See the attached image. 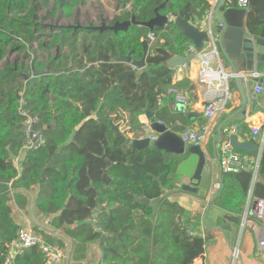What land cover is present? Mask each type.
<instances>
[{
  "label": "trees",
  "instance_id": "obj_1",
  "mask_svg": "<svg viewBox=\"0 0 264 264\" xmlns=\"http://www.w3.org/2000/svg\"><path fill=\"white\" fill-rule=\"evenodd\" d=\"M50 1L0 0V57L6 56L7 46L16 38V45L25 46L21 38L30 40L36 30L42 29L37 22V10L48 6ZM82 1L54 0V5H60L70 14ZM125 1L131 3L132 9L121 21L133 15L139 21H149L158 9L168 18L181 16L202 27L211 8L208 0ZM248 1L251 10L247 27L254 35L264 38V0ZM235 4L238 0H232V5ZM54 10L55 7L50 13ZM72 31V27L62 29L67 35ZM150 34L154 35V42ZM54 39L61 40L59 35ZM192 44L174 19L154 28L134 24L128 30L100 31L86 52L93 63L86 74L82 76L79 72L66 79L63 75L51 82V89L65 91V96L72 94L73 98L70 103L55 100L53 107L63 110L56 119L47 117L51 116V108L45 79H38L32 87V79L24 75L31 76V66L7 63L0 69V264L8 256L10 244L21 227L13 216L11 201L15 199L20 207L26 208L36 185L39 187L36 205L44 214H56L52 226L78 240L76 259H84L88 244L103 235L120 240L121 247L105 248L116 257V250L129 254L132 246L138 254L136 260L135 255L130 258L133 264H194L203 255L209 238L190 233L197 222L192 221L189 210L165 197L154 216L153 208L143 202L144 197L154 199L176 189L175 174L183 156L153 147L136 149L129 144L128 135L119 130L120 122L125 120L130 126L127 133L144 136L146 124L134 116L135 111L144 112L143 109L156 112L168 125L175 120L158 108L160 95L168 86L171 85L168 90L173 87L172 68L165 62L174 54H185ZM128 54L133 59L144 60L146 67L139 71V76L120 78L131 68L127 63L116 62L114 57ZM69 58L65 54L50 58V65L64 68L69 65ZM34 65L44 67L37 60ZM24 106L39 116L36 129L45 136L44 144L36 149L23 148L27 119L22 110ZM123 112L128 113V122ZM114 114L118 116L113 117ZM18 156L21 157L19 166L15 162ZM55 156V165L49 167ZM106 173L111 177L109 184L104 179ZM259 176L260 180L253 182L254 169L250 167L223 172L221 187L213 202L240 216L250 192L255 199H264V152ZM100 206L105 209L96 211ZM95 212L97 215L92 220ZM125 228L120 238L119 233ZM34 230L43 232L48 243L66 247L64 239L53 237L39 226ZM48 262L39 245L23 249L14 260V264Z\"/></svg>",
  "mask_w": 264,
  "mask_h": 264
},
{
  "label": "crops",
  "instance_id": "obj_2",
  "mask_svg": "<svg viewBox=\"0 0 264 264\" xmlns=\"http://www.w3.org/2000/svg\"><path fill=\"white\" fill-rule=\"evenodd\" d=\"M211 18L214 25L219 23L215 14ZM204 22L202 23V28L206 29L209 25L208 18ZM187 53L189 52L185 54ZM211 64L213 67L221 65L226 75H229L228 79L224 81L223 87H228L232 95V98L227 101L224 109L219 113L208 139L202 145L206 151L210 153L216 152V156L212 157L209 172L201 182L198 192L178 190L174 194L169 195L168 198L170 201L177 202L180 206L191 212L193 217L192 221L197 222L193 231L194 234L209 238L203 255L196 258L194 264H264V246L261 245V242L264 241V221L256 219L251 214L246 219L244 218V214L250 212L255 206V197L252 192H250L244 205V211L240 216L220 208L213 202L221 187L220 147L226 141V135L221 130L226 126L234 125L237 127V132L234 134L238 135L240 142L254 141L256 144L264 145V91L258 97H253V88L258 82H254L251 88H247L250 77L246 76L244 83L249 102L246 106L243 105L238 83L230 75L231 69L229 66H223L220 55L211 59ZM199 68V56H196L189 64L177 66L174 71L172 69L173 79L171 84L187 96L188 103H179L174 99V95L168 90L171 85L166 88L159 98L158 108L166 115L175 118L169 124V127L180 135L185 128L194 127L206 121L204 105L207 99L219 93V89L215 84L208 85L198 80ZM253 75H258L261 78L264 77V62L256 69ZM244 106L245 109L242 110ZM237 114H244L245 116L240 118ZM134 116L146 124L147 134V130L149 131L147 129L149 119L146 114L138 110L134 112ZM124 117L128 122V116L124 115ZM122 122L125 123V120H122ZM254 125L260 127V134L258 136L254 135L252 129ZM125 126L126 128L130 127L126 124ZM148 133L151 136L153 135L151 131ZM128 136L134 137V134L132 132L129 134L128 132ZM263 152L264 146L261 156L258 151L250 155L254 164V168H252L254 169L253 182L260 180L259 166ZM104 179L107 184L111 182V177L108 173L105 174ZM176 185H180L179 181L176 182ZM38 188L36 185L32 190V196L29 195L31 200L26 208L20 207L15 199L11 201L13 216L20 225L21 223H25L33 228L38 226L32 219L33 209L36 217L40 221L52 226L51 221L56 214H44L36 205ZM104 209V206H100V209L96 211L100 212ZM96 215L95 212L92 220ZM231 216L236 217V219L229 218ZM125 231L126 228L120 234H123ZM71 238L73 240L72 247H70L69 242L65 239L66 247H60L65 254L64 258L59 261H49L48 264H133L130 258L134 255L135 260L138 258V254L133 251L132 246H129V254H122L116 250L118 257L112 254L109 257L105 251L107 247L104 246L107 237L104 241L99 239L90 242L87 246L84 259L79 260L74 257L78 240L73 237ZM235 251L237 252L236 254Z\"/></svg>",
  "mask_w": 264,
  "mask_h": 264
},
{
  "label": "water",
  "instance_id": "obj_3",
  "mask_svg": "<svg viewBox=\"0 0 264 264\" xmlns=\"http://www.w3.org/2000/svg\"><path fill=\"white\" fill-rule=\"evenodd\" d=\"M165 4L166 3L162 6H165ZM250 10L251 8H245L239 6V4L232 5V0H220L214 11L219 23L214 25L211 21L210 24V27L213 30V40L218 53L221 56L222 64L223 66L228 65L231 69V76L234 77L238 83L243 105L245 106L249 102V98L246 92L244 78L246 76L250 77L247 83V88H251L256 81L260 85H264V77L261 78L258 75H253V73L256 72V69L264 62V38L256 36L249 31L247 27V16ZM168 20V16L161 14L157 9L156 16L149 21H139L136 16L133 15L130 19L117 21L114 25L104 28L114 31L128 30L130 26L134 24L154 28L156 25L165 24ZM174 20L175 23L183 29L185 36L192 41L195 49L185 55L174 54L169 57L165 64L172 68L173 71L177 66L189 64L198 53L203 51L206 43L210 41L208 29H203L193 21L186 20L181 16H175ZM114 60L116 62H124L130 65L135 64L137 66V68L132 67V69L122 73L120 78L128 75L139 76L138 72L146 67L144 60L133 59L131 54L116 56L114 57ZM87 62H89V59H87ZM24 75L26 79H29L27 74ZM137 80L139 82L140 78L138 77ZM245 106L242 110L245 109ZM23 108H25V106ZM138 108L139 107L137 106L136 109ZM143 111L149 119L147 127L149 131L147 130V134L142 137L128 136L127 140L129 144L136 149L153 147L163 150L166 153L185 156L178 164L175 174L176 181H179L180 183V185L177 186V189L167 191L164 195L158 198L143 199L145 204L150 205L153 208V214L156 215L163 198L174 194L178 190L198 192L201 182L209 172V167L212 164V157L216 156V152L210 153L209 151H206L202 145L186 143L179 133L173 131L167 123L156 116V112L149 109H143ZM237 116L243 118L245 115L237 114ZM150 131L153 133L152 136L148 133ZM230 142L232 147L237 151L246 153H254L258 151L260 156L264 146L263 144H256L254 141L240 142L237 134L230 135ZM56 160L57 156L54 157L48 166H54ZM98 209H100V207L96 208V210ZM229 218L236 219V217L232 216ZM32 219L38 224V226L65 239L69 242L70 247L73 246V240L71 237L40 221L36 217L33 209ZM121 235L122 234L119 233V237H121ZM106 238L107 235H103L101 241H104Z\"/></svg>",
  "mask_w": 264,
  "mask_h": 264
},
{
  "label": "built area",
  "instance_id": "obj_4",
  "mask_svg": "<svg viewBox=\"0 0 264 264\" xmlns=\"http://www.w3.org/2000/svg\"><path fill=\"white\" fill-rule=\"evenodd\" d=\"M211 4V8L209 11L208 22L209 25L206 29H208L210 35V41H208L202 52L198 53L200 61V68L198 74V80L201 83H206L208 85L215 84L219 93L207 99L204 105V116L206 121L200 125L194 127L185 128L181 137L186 143L203 145L208 139L212 127L219 115V113L224 109L225 104L229 99L232 98L231 92L228 87H223L224 81L228 79V76L224 72V69L220 66L213 67L211 64V59L218 57L219 53L217 47L213 40V30L210 27L211 17L214 14L215 8L220 0H208ZM248 0H238L239 6L248 8ZM169 19L173 20L174 17H169ZM205 23V22H204ZM150 38L152 42H154V35L150 34ZM195 49L194 44H192L189 48V51ZM133 68H137L135 64H131ZM231 75V74H230ZM264 91V85H260L257 83L253 88V97H258ZM170 93L174 95V99L179 103L186 104L188 103L187 96L180 92L175 87L170 89ZM23 108V107H22ZM24 111V115L27 116L25 121V141H24V150L26 149H36L39 148L45 142V136L43 131L36 129V125L38 123V118L31 115L29 111L25 108L22 109ZM254 135L258 136L260 134V127L254 125L252 127ZM224 135H226V141L220 147V168L221 174L223 172H237L245 167L254 168V164H251V159L247 154H243L237 152L232 147L230 142V135L237 132V127L226 126L221 130ZM21 161V157L18 156L15 158V162L17 166H19ZM220 177V176H219ZM253 215L258 220L264 221V199H255V206L250 212H246L244 214V218L246 219L248 215ZM191 234H194L193 231H190ZM40 246L43 251L46 253L49 261H59L64 258V252L57 246V244L53 245L46 241L45 237L36 232L33 227L29 224L21 223V227L18 231L17 238L10 244V249L8 256L6 257L3 264H14V260L18 254H20L23 249ZM261 245L264 246V241L261 242ZM237 252L235 251V254Z\"/></svg>",
  "mask_w": 264,
  "mask_h": 264
},
{
  "label": "rangeland",
  "instance_id": "obj_5",
  "mask_svg": "<svg viewBox=\"0 0 264 264\" xmlns=\"http://www.w3.org/2000/svg\"><path fill=\"white\" fill-rule=\"evenodd\" d=\"M54 7V13H50ZM131 9V3H127L125 0H83L74 10L71 11L70 14H66L64 8H60V5L55 6L54 0H51L48 6L39 7L37 10V22H40L39 25L42 26V29L39 28L36 30L35 36L30 40L26 41L21 38V41L22 43H25V46L16 45V41L18 40L17 38L15 41L10 43L6 48V56L0 57V69L7 63H15L20 66L32 67L34 66L36 60L43 62L45 68L49 64L50 58L63 53L69 55L71 50L73 51L71 46L72 43L70 42L72 39L70 37L67 36L63 42H57L54 39L55 35H60L61 37V35L64 34L62 32L63 28L72 26L78 27L79 23L82 25H90L92 22L96 25L111 24L116 19L122 18L124 14ZM49 44H53V47H49ZM78 52H82V47L80 45L78 46ZM32 73L33 70L31 71L29 79L32 77ZM20 94L22 95L23 93L21 92ZM120 123V128L122 130L128 129H126L124 122ZM40 228L45 230L48 234H52L53 237L62 239L54 233L42 227ZM40 234L44 235L43 232ZM104 246H109L111 248L120 247L121 242L120 240L110 238L107 239ZM106 252L110 257L112 254L110 249H107Z\"/></svg>",
  "mask_w": 264,
  "mask_h": 264
},
{
  "label": "flooded vegetation",
  "instance_id": "obj_6",
  "mask_svg": "<svg viewBox=\"0 0 264 264\" xmlns=\"http://www.w3.org/2000/svg\"><path fill=\"white\" fill-rule=\"evenodd\" d=\"M121 21L123 19L118 18L116 19L113 23L111 24H101V25H96L95 23H90V25H82V24H78V27H73V31L72 33L69 35L67 34H62L61 37L59 35V37L61 38L60 41H64L67 36L70 37L72 40L70 41L72 44V49L71 53H69V65L64 67V68H57V67H53L50 65V61L49 64L44 68H41L39 66H32V87H35V85H37L38 79H45L46 81V91L48 92L49 95V104L48 106H50V114L51 116H47V117H54V119H56V117H58L61 113H63L62 109H58L56 110L53 105L55 100H61L63 103H70L73 101L72 98V94H68V95H64L65 91L62 90H58V91H54L53 89L50 88V84L51 82L56 79L59 78L60 76H65V79L68 78L71 74H76L81 72L82 76L85 75L86 73V69L93 66V63L90 61L89 56L86 54L87 50H88V46L90 43L93 42V40L96 38V36H98L100 31H105V30H109V29H105L104 27H108L111 25H114L117 21ZM78 43V44H77ZM80 45L82 47V52H78V46ZM65 53L63 54H59L55 57H52L54 59L60 58L61 56H63ZM68 55V54H65ZM87 59H89V62H87ZM128 64V63H127ZM130 66V68L132 69V66L130 64H128ZM35 88H34V92H35ZM79 105H82L81 102H79ZM126 112H123L122 115H126L128 116V114ZM95 114V113H94ZM34 117H39L38 115H33ZM96 115V114H95ZM121 115V114H120ZM118 114H114L113 117H117ZM94 117V115H93ZM54 121V120H53ZM54 122L49 124L48 127L51 128L53 126ZM116 127V125H115ZM121 127V126H120ZM127 129V128H126ZM121 133H124L125 135H128L126 130H122L121 128L119 129Z\"/></svg>",
  "mask_w": 264,
  "mask_h": 264
}]
</instances>
